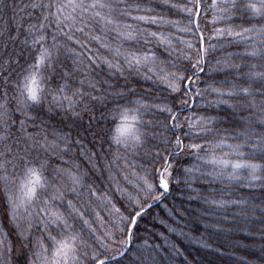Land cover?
<instances>
[{
  "label": "snow or ice",
  "instance_id": "snow-or-ice-1",
  "mask_svg": "<svg viewBox=\"0 0 264 264\" xmlns=\"http://www.w3.org/2000/svg\"><path fill=\"white\" fill-rule=\"evenodd\" d=\"M201 253L264 264V0H0V264Z\"/></svg>",
  "mask_w": 264,
  "mask_h": 264
},
{
  "label": "trees",
  "instance_id": "trees-1",
  "mask_svg": "<svg viewBox=\"0 0 264 264\" xmlns=\"http://www.w3.org/2000/svg\"><path fill=\"white\" fill-rule=\"evenodd\" d=\"M208 15L210 16L209 13H208ZM201 22L204 23L205 21L202 20ZM209 27H211V25H209ZM240 47H243V45H240ZM217 54L218 53H212L213 56H215ZM147 86L148 85L145 84V87H147ZM192 111L197 112V111H199V109L196 107H193ZM153 211H159V209H153ZM161 215H164V213L161 212ZM256 243H260V241L257 240ZM236 251H237V256H247L249 259L252 258L251 254L248 251H243V250H239V249H237ZM201 255H205L208 259L215 260L217 262V264H238V261L236 259H233L228 255H225L224 257H218L213 253H201Z\"/></svg>",
  "mask_w": 264,
  "mask_h": 264
},
{
  "label": "rangeland",
  "instance_id": "rangeland-1",
  "mask_svg": "<svg viewBox=\"0 0 264 264\" xmlns=\"http://www.w3.org/2000/svg\"><path fill=\"white\" fill-rule=\"evenodd\" d=\"M207 2L210 4L211 3V0H207ZM209 14L211 15V11H209Z\"/></svg>",
  "mask_w": 264,
  "mask_h": 264
}]
</instances>
